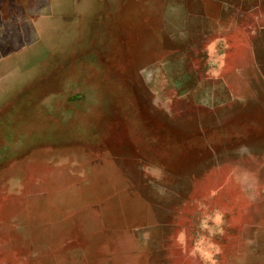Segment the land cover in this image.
<instances>
[{
    "label": "rangeland",
    "instance_id": "obj_1",
    "mask_svg": "<svg viewBox=\"0 0 264 264\" xmlns=\"http://www.w3.org/2000/svg\"><path fill=\"white\" fill-rule=\"evenodd\" d=\"M0 264H264V0H0Z\"/></svg>",
    "mask_w": 264,
    "mask_h": 264
}]
</instances>
